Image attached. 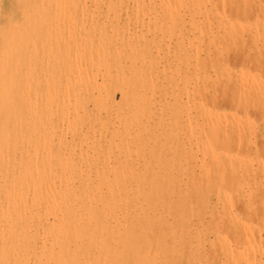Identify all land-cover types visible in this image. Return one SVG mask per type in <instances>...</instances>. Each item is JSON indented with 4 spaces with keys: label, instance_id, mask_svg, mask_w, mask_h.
Segmentation results:
<instances>
[{
    "label": "bare ground",
    "instance_id": "6f19581e",
    "mask_svg": "<svg viewBox=\"0 0 264 264\" xmlns=\"http://www.w3.org/2000/svg\"><path fill=\"white\" fill-rule=\"evenodd\" d=\"M41 1L39 3L43 4L46 0ZM61 1L56 3L54 0L58 9ZM71 2L75 4L76 10H85L83 12L86 13L89 8L99 13L104 9L109 13V11H122L124 8H127V11H129L128 8H132L137 13L147 8L153 13L152 10L160 8L164 13L168 12L165 14L168 15L166 16L167 21L169 12L171 15L172 11L180 13L181 9L189 12L191 16L189 23L195 31L192 33L194 37L189 44L197 40L199 48L194 43V45L191 44L193 47L191 45L189 47L196 46V50L202 51L196 52V62L204 60L202 65L213 68L212 70L217 72V77H215L217 82L216 79H212L217 86L209 82L210 78L207 79L210 76L209 73L207 76L204 75V81L207 80V83L201 81L202 84L208 87L210 84L211 88L203 87L204 90L201 92L198 90L202 87H198L196 93H202L199 94L202 101L198 102L200 98L195 97H193L194 100H190L195 111L197 109L196 112H198L195 114L196 117L194 114L190 115L193 118H189L190 122L194 120V117L195 120L198 119L197 124L191 122V127L199 124L200 129L198 136L195 135L197 136L196 144H192L194 142L191 140L194 136V127L192 131L190 130L192 136H188V139L192 137L190 139L192 147L197 146V151L191 147L192 150L189 148V152L192 151L197 156V153L201 151V159L198 164L195 163V166L198 165V173H196L195 166H192L195 169L187 170L188 180L185 186H181L183 183L180 185V179L176 180L179 184L175 183L174 173L168 175L167 184L157 185L160 183L159 180L158 182L154 180L157 182L156 185H147L148 181L152 182L151 179L154 177L148 180L142 175L145 173L143 171L141 173L139 170L134 172L135 170L118 169L121 165V159L119 160L121 154L116 157L119 165L112 166L107 171H94L95 174H93L91 168L87 167L91 169L88 170L78 167L74 158L69 156L71 154L69 150V157H62V169L57 176L60 178L59 186L48 189V192L44 190L47 193H44L43 198L40 197L42 203L38 199L41 205L36 204L35 201V206H31L35 199L30 206L27 204L31 202L14 204L16 203L12 201L14 197L11 196L12 202H10L9 198H6L7 195H4L9 204L6 205L8 210L4 215L2 214L6 209L2 208L5 204L0 205V210H3L2 214L0 212L2 215L0 216V264H10L11 261L15 264H264V148L258 150L252 147V145L255 146L253 136L256 135L257 123L251 117L252 110L262 112L264 109V35L261 34L264 28V0H90V3L88 0H72ZM45 3L48 12L47 9H51L49 8L51 2L48 4L47 0L49 6ZM61 4L65 7V4ZM25 5L28 11L32 8L33 11L37 9V6L33 7L37 5L36 0L35 3L34 0L27 1ZM20 8L22 11V7ZM36 9L35 12H37ZM60 10L63 13L66 8L63 10L60 8ZM28 11H26L27 14ZM145 11L147 10L143 12ZM251 15L253 18L250 19ZM26 16L22 13L24 19ZM7 17L11 19L12 16L7 15ZM26 19L28 22V18ZM15 24L19 27V23L16 22L11 24V27L12 25L15 27ZM25 26V24L24 27L22 25L21 29H25ZM246 31L249 33L247 38L245 37ZM197 32L199 36L195 35ZM206 34L209 40L207 45H204L208 47L207 55H209L201 57L200 54L203 53L201 45L205 39H198V37ZM210 48L213 51H210ZM231 55L232 57L235 55L233 59L231 58L232 61L228 59ZM239 57L243 59L247 57L256 68L263 71V75L259 74L261 72L243 70L241 67L246 61L242 59L243 63L240 61L242 65L238 68L240 76L234 78L237 72L232 64L236 66L237 62L240 64ZM195 65L196 63L194 67ZM231 68L235 70V73ZM190 71V80H192V75L195 78L198 76L193 74L192 70ZM214 72L210 74H215ZM199 77L196 78L198 81L203 79ZM194 84L196 88L197 82ZM213 86L217 93H222V90L218 92L219 87L224 88L220 97L213 95L214 90H212L213 94L209 93V90L214 89ZM66 99L69 97L66 96ZM219 107L233 110L224 114L217 110ZM189 112L192 113L191 108ZM253 115L255 114L252 112ZM187 118L186 123L189 126L190 122ZM258 138L260 139L259 136ZM73 140H67L66 144L70 145L68 142ZM262 142L260 146L263 147L264 140ZM135 143L138 146V141ZM97 144L103 150V146L101 147L103 142L100 145L98 140ZM124 144L123 148L131 143L126 146ZM63 145L66 146L64 142ZM74 148L77 147L74 145ZM95 149L94 153L100 151ZM141 150L142 148L137 149L138 152ZM112 153L109 156L112 157ZM2 154L5 155V153ZM4 155L1 156L4 158ZM72 155H74L73 152ZM98 155L100 153L96 154V158L100 159L101 156ZM104 156L107 159L110 158ZM188 157L190 160L193 159L192 156ZM88 158L87 160L90 161L91 159ZM112 159L115 160V158ZM193 161L198 160L193 159ZM88 163L90 167L95 165H92L93 161ZM14 166L15 162L12 168ZM15 169L16 167L12 171L14 172ZM157 177H160L158 172H156L155 179ZM22 181L25 180H21V183ZM17 188L15 190L20 192ZM26 189L28 190V187ZM15 190L12 194L16 195ZM32 190L36 193V190ZM24 191L22 194H25L26 191ZM33 193L31 196L34 195ZM37 193L40 194L39 191ZM28 194L21 196L18 193L17 198L20 195L26 201ZM212 195L217 201L208 214L209 219L206 220L204 214ZM34 196L36 198L37 195ZM11 203L13 205H10ZM24 254L26 262L23 261Z\"/></svg>",
    "mask_w": 264,
    "mask_h": 264
},
{
    "label": "rangeland",
    "instance_id": "374dc122",
    "mask_svg": "<svg viewBox=\"0 0 264 264\" xmlns=\"http://www.w3.org/2000/svg\"><path fill=\"white\" fill-rule=\"evenodd\" d=\"M21 1L0 0V151L5 153L4 155L0 152V156H5L4 158L0 157V186L2 185L0 205L4 206L5 204L1 208L3 210L8 208V198L10 202H16L14 204L31 202L27 204L30 206L35 199L31 206H35V201L36 204L41 205L40 197L43 198V195L45 196L49 191L48 189L59 186L60 178L57 176L62 169L63 156H72L79 165L78 167L91 168L92 170L87 169L95 174L94 171H107L112 166L119 165L116 157L121 154L119 157L121 165L118 169L148 172V175L145 173L142 175L148 180L154 178L151 179L152 182L148 181L147 185L157 184L158 180L160 183L157 185L167 184L166 179L174 173L175 183L179 184L181 181L180 185L183 183L181 186H185L186 180H188L187 170L196 167V173H198V165L195 166V163L198 164L202 156L199 150V154L196 152L197 156L194 155L191 150L197 151V146L192 147L190 144L191 140L194 142L192 144H196L195 138L200 132L199 124L195 127L192 125L195 128L194 139L192 137L188 139V136H192L190 133L192 131L191 122L197 124L198 121V119L195 120L197 109L195 111L190 100H194L193 97L200 98L199 94L202 93H196L198 87H202L198 90L201 92L204 90L203 87H208L201 82L207 83V80L204 81V75L207 76L209 73L210 76L207 79L210 78L209 82L212 85L215 86L217 82L215 78L217 72L215 71V73L213 68L202 65L204 60L196 62V52L201 50H196L199 41L193 40L197 46L194 48H192L193 43H191L193 45L189 44V41L194 37L192 33L195 32L189 23L191 21L189 12L184 9L179 10L180 13L172 11V15L169 12L167 21L166 16L168 15L165 14L168 12L164 13L160 8L152 10L153 13L147 8L144 9L147 11L143 12V10L139 13L132 8H128L129 11L124 8L122 11H109V13L105 9L99 13L97 10L94 12L89 8L86 13L83 12L85 10H76L72 0H63V2L59 0L65 4L64 7L60 3L59 9L54 0H48V4L51 2L50 6L47 4V0L46 3H41L42 5L39 3L40 0H36L37 5L33 6L34 8L37 6V9L35 8L37 12H35L32 6V9L28 11V7L25 5L30 0ZM55 1L59 3L57 0ZM88 2L90 3V0ZM44 3L51 8L47 9L48 12ZM38 4L42 7L41 9L38 8L40 7ZM20 7H22V11ZM60 8L62 10L66 8V10L62 13ZM22 13L25 16L33 14L24 19ZM7 15L12 16L11 19ZM260 15L262 16V14ZM170 16H173L171 20ZM26 18H28V22H26ZM251 18H253L252 15ZM14 22L19 23V27L15 24L16 28L12 25L13 29L11 24ZM24 24L26 25L25 29H21ZM246 32L245 37L247 38L249 33ZM261 34L264 35V28L261 30ZM195 35L199 36V33L197 32ZM207 35L198 37V39H205L203 46L200 43L203 48V53L200 52L201 57L209 55H207L208 47L204 45L209 40ZM200 41L203 42V40ZM210 49L213 51L212 48ZM250 52L253 54L252 50ZM232 56H228L231 61L235 55ZM239 58L241 59L239 63L243 60L246 61L243 64L246 68L242 65L243 62L240 64L237 62V66L232 64L238 73H235L233 67L231 68L235 73L234 78L240 76L239 65L240 67L242 65L243 70L261 72L259 74L263 75V71L256 68L247 57H245L246 59ZM203 67L204 69H202ZM190 70L194 72L193 74L198 75L197 79L199 75L203 79L199 77L202 80L198 81L192 75V80H190ZM243 70L240 69V71ZM213 72L215 74L211 75L210 73ZM212 79H216V82ZM195 82H197L196 88L194 87ZM209 87L211 88L210 84ZM192 89L196 94L190 91ZM223 89L221 87L217 89L218 92L222 90V93H217L215 88L209 90V93L213 94L212 90H214L213 95L220 97L224 92ZM66 96L69 99H66ZM200 101H202L201 98L198 99V102ZM198 102H196L197 105ZM190 108L192 113H188ZM227 109L225 107L217 108L224 114L233 110ZM252 112L255 115L252 116ZM263 112L264 109L262 112L251 111V117L257 123L256 135L253 136L255 146L252 145V147L258 150L264 148V146H260L264 140L262 139L264 137ZM192 114L195 117L190 122L189 118L193 119L190 116ZM256 115L257 117H254ZM186 118L190 122L189 126L186 123ZM196 134L197 136H195ZM256 136L257 139H259L258 136L260 137V141L256 139ZM62 137L64 138L62 139ZM67 140H73L74 143L68 142L70 145L73 144L71 145V147L73 146L72 150L70 145L66 144ZM98 140L100 145L103 142L101 145L104 147H102L103 150L99 148ZM136 141H138V146H142L138 148ZM63 142L66 146L63 145ZM123 144L124 146L128 145L123 148ZM74 145L77 148H74ZM95 148L97 151L100 150L98 156L101 157L100 159L97 157L99 160L96 158L98 153H94L96 152ZM141 148V152H138L137 149ZM189 148L193 155L189 152ZM110 153H112V157L109 156ZM104 155L111 159H107ZM91 156L93 157L90 158ZM188 156H192L198 161L195 162L190 157L191 161ZM87 158L91 160L88 161ZM112 158H115L117 162ZM95 160L99 161V164ZM14 162L15 166L12 168ZM88 162L95 165L90 167ZM123 162L124 164H122ZM21 164L23 169L20 167ZM188 165L189 168H187ZM17 166L19 167L17 168ZM25 171L26 174H24ZM156 172L160 173L158 179H155ZM166 172L167 174H165ZM178 179L180 180L176 181ZM182 179L185 181L183 182ZM21 180L25 181L21 183ZM25 187H28L29 192ZM15 188L19 189L21 193L17 192ZM32 189L36 190V193H33L35 191ZM14 190L15 193L17 192L16 195L12 194ZM23 190L30 194L26 196V201L24 197L23 199L21 197L27 195L25 191V194H22ZM38 191L40 194L37 193ZM18 193L21 194L19 198H17ZM32 193L37 195V200L34 195L31 196ZM11 196L14 197L12 201ZM210 198L204 214L206 220L209 219L208 214L217 201L214 195ZM18 199L19 201H17ZM38 199L41 200V203ZM1 200L5 202H1ZM7 210L1 214L4 215ZM1 214L0 216H2ZM23 257H25L23 260L25 261V254ZM30 257L33 260V257Z\"/></svg>",
    "mask_w": 264,
    "mask_h": 264
}]
</instances>
